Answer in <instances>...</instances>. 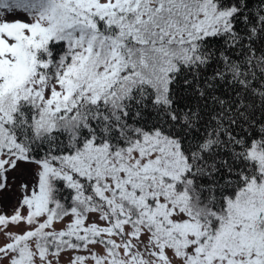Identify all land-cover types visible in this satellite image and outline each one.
Here are the masks:
<instances>
[{
	"label": "snow or ice",
	"instance_id": "snow-or-ice-1",
	"mask_svg": "<svg viewBox=\"0 0 264 264\" xmlns=\"http://www.w3.org/2000/svg\"><path fill=\"white\" fill-rule=\"evenodd\" d=\"M64 256L264 264V0H0V264Z\"/></svg>",
	"mask_w": 264,
	"mask_h": 264
},
{
	"label": "rangeland",
	"instance_id": "rangeland-1",
	"mask_svg": "<svg viewBox=\"0 0 264 264\" xmlns=\"http://www.w3.org/2000/svg\"><path fill=\"white\" fill-rule=\"evenodd\" d=\"M21 15V18H23L22 17V14H20ZM14 17L13 16H8V19H13ZM57 227H59V225H57ZM61 264H68V260H67V256H64L63 258H62V261H61Z\"/></svg>",
	"mask_w": 264,
	"mask_h": 264
}]
</instances>
